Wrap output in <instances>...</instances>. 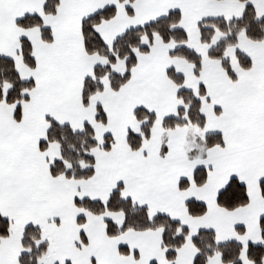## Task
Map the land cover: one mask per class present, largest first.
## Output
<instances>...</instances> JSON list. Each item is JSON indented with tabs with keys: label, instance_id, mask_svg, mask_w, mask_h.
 I'll list each match as a JSON object with an SVG mask.
<instances>
[{
	"label": "snow or ice",
	"instance_id": "6c2138e0",
	"mask_svg": "<svg viewBox=\"0 0 264 264\" xmlns=\"http://www.w3.org/2000/svg\"><path fill=\"white\" fill-rule=\"evenodd\" d=\"M0 264H264V0H0Z\"/></svg>",
	"mask_w": 264,
	"mask_h": 264
}]
</instances>
